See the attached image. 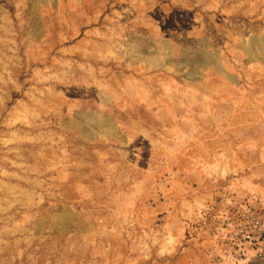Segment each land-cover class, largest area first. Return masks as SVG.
<instances>
[{"label":"rangeland","instance_id":"1","mask_svg":"<svg viewBox=\"0 0 264 264\" xmlns=\"http://www.w3.org/2000/svg\"><path fill=\"white\" fill-rule=\"evenodd\" d=\"M0 264H264V0H0Z\"/></svg>","mask_w":264,"mask_h":264}]
</instances>
